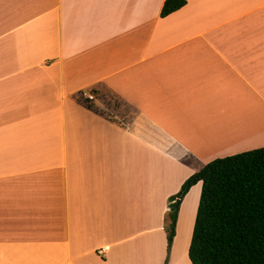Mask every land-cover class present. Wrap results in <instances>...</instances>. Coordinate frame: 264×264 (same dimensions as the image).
<instances>
[{"label":"crops","instance_id":"0c3cea01","mask_svg":"<svg viewBox=\"0 0 264 264\" xmlns=\"http://www.w3.org/2000/svg\"><path fill=\"white\" fill-rule=\"evenodd\" d=\"M164 3L0 0V264H193L170 198L264 147V0Z\"/></svg>","mask_w":264,"mask_h":264},{"label":"trees","instance_id":"16d2710c","mask_svg":"<svg viewBox=\"0 0 264 264\" xmlns=\"http://www.w3.org/2000/svg\"><path fill=\"white\" fill-rule=\"evenodd\" d=\"M186 4L187 0H165L161 16ZM200 181L202 192L189 250L192 263L264 264V147L214 159L185 181L170 198L165 219L169 253L180 203Z\"/></svg>","mask_w":264,"mask_h":264},{"label":"built area","instance_id":"2783aa9c","mask_svg":"<svg viewBox=\"0 0 264 264\" xmlns=\"http://www.w3.org/2000/svg\"><path fill=\"white\" fill-rule=\"evenodd\" d=\"M80 96L85 102H88L89 104L95 102L98 99V94L95 91H83Z\"/></svg>","mask_w":264,"mask_h":264},{"label":"rangeland","instance_id":"374dc122","mask_svg":"<svg viewBox=\"0 0 264 264\" xmlns=\"http://www.w3.org/2000/svg\"><path fill=\"white\" fill-rule=\"evenodd\" d=\"M113 101V100H112ZM196 196V195H195ZM189 206H193V203L192 202H190L189 203ZM188 210H191V207H188Z\"/></svg>","mask_w":264,"mask_h":264},{"label":"water","instance_id":"95a60500","mask_svg":"<svg viewBox=\"0 0 264 264\" xmlns=\"http://www.w3.org/2000/svg\"><path fill=\"white\" fill-rule=\"evenodd\" d=\"M178 204H179V200L176 201V205H178Z\"/></svg>","mask_w":264,"mask_h":264}]
</instances>
